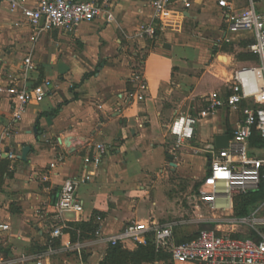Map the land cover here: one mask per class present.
Returning <instances> with one entry per match:
<instances>
[{"label":"crops","instance_id":"crops-1","mask_svg":"<svg viewBox=\"0 0 264 264\" xmlns=\"http://www.w3.org/2000/svg\"><path fill=\"white\" fill-rule=\"evenodd\" d=\"M11 1L0 0V84L17 82L44 97L17 119L0 94V224L9 225L0 230L1 263L38 264L40 254L43 264H197L173 261L156 249L152 234L143 246L127 241L114 248L108 238L131 222L173 225L178 242L203 227L260 238L239 219L264 200L237 215V195L223 186L215 208L200 198L216 136L231 138L242 108L255 103L206 112L212 98L231 94L237 68L259 63L248 50L254 32L228 27L229 13H240L249 0H224L233 10L221 0H175L154 37L139 34L152 20V0H99L100 15L75 34L29 25ZM256 9L264 16V0ZM27 57L34 65L28 70ZM60 61L69 67L64 73ZM142 81L143 98L129 95L140 92ZM180 113L198 121L193 139L176 147L169 127ZM69 134L66 146L61 139ZM96 144L106 147L101 163L93 160ZM249 148L264 155L262 144L251 141ZM68 178L80 180L84 210L67 214L70 227L52 239L50 217ZM78 243L79 251L68 250Z\"/></svg>","mask_w":264,"mask_h":264},{"label":"built area","instance_id":"built-area-1","mask_svg":"<svg viewBox=\"0 0 264 264\" xmlns=\"http://www.w3.org/2000/svg\"><path fill=\"white\" fill-rule=\"evenodd\" d=\"M173 1L175 0H152V20L141 25L139 34L154 37L158 22L170 15ZM177 1L188 3L190 0ZM221 4L233 10L231 4L224 0H221ZM11 7L12 10L20 9L23 19L35 28H61L69 34H75L81 24L95 20L101 13L99 0H37L35 6H28L21 0H12ZM42 19L44 22L41 26ZM228 27L234 32H254L255 40L248 50L258 57L259 63L237 68L231 79V94L226 99L212 98L206 111H214L224 105L238 108L244 101H255L242 108L241 123L229 138L228 147L208 150L210 168L200 187V198L212 208H215L217 196L221 192L220 186L232 198L257 189L264 178V155L255 156L249 148L254 135L258 134L264 139V16L257 11L256 0H249V6L240 13L230 12ZM25 62L26 70L34 67L30 57ZM146 89V83L142 81L140 92L129 95L143 98ZM0 94L9 97L17 119L22 118L29 104L41 101L44 97L43 91L29 89L17 82L0 84ZM197 121L196 117L184 113L174 118L169 132L175 139L176 147H181L193 139ZM2 153L3 149L0 147V157ZM105 153V145L96 144L94 162L101 163ZM9 155L11 158L17 156L15 153ZM79 185L78 178H68L62 184L55 212L50 217L52 239L62 237L70 227L67 214L79 216L83 213V202L78 195ZM260 209H263V213L258 215ZM239 221L250 224L260 238L222 234L216 229L203 227L190 239L178 242L173 225L131 222L108 240L113 246L125 244L127 241L145 245L148 235L152 234L156 249L169 253L175 262L264 264V202L251 216L243 217ZM8 228V224H0V230ZM67 248L70 251H79L81 247L78 243ZM42 258L43 255H37L38 264H43ZM0 264H3L1 260Z\"/></svg>","mask_w":264,"mask_h":264},{"label":"trees","instance_id":"trees-1","mask_svg":"<svg viewBox=\"0 0 264 264\" xmlns=\"http://www.w3.org/2000/svg\"><path fill=\"white\" fill-rule=\"evenodd\" d=\"M253 143L264 145V139L258 134L254 135L251 140ZM264 200V178L257 189L250 190L245 194H239L236 198V214L245 215L254 210ZM190 239V238H189ZM120 245H115L114 248ZM143 246V245H140Z\"/></svg>","mask_w":264,"mask_h":264},{"label":"water","instance_id":"water-1","mask_svg":"<svg viewBox=\"0 0 264 264\" xmlns=\"http://www.w3.org/2000/svg\"><path fill=\"white\" fill-rule=\"evenodd\" d=\"M42 22H44V19H42ZM59 67H60V72L64 73L68 70V66L63 62L60 61L59 62ZM35 130H37V126H35ZM42 133V131H41ZM74 137V135L69 134L67 135L65 138H62L61 141L66 145V146H70L71 144V139ZM228 142H229V134H219L216 136V140H215V146L217 148H226L228 147ZM30 150V146H26L22 149V154H21V158L23 160L27 159V154L28 151ZM8 155V149L6 150V156Z\"/></svg>","mask_w":264,"mask_h":264}]
</instances>
